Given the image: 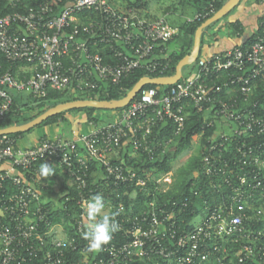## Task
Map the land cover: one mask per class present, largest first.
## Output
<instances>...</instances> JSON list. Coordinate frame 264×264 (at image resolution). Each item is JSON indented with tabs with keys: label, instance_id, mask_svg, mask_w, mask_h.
Wrapping results in <instances>:
<instances>
[{
	"label": "built area",
	"instance_id": "1",
	"mask_svg": "<svg viewBox=\"0 0 264 264\" xmlns=\"http://www.w3.org/2000/svg\"><path fill=\"white\" fill-rule=\"evenodd\" d=\"M0 1L12 9L0 14V54L12 66L24 65L18 74L0 67V120L10 111L13 91H28L37 101L50 91L73 101L94 100L105 85L118 86L137 71L164 77L169 43L180 35L166 17L152 18L129 0ZM224 1L213 0L186 22L204 23ZM262 77L264 25L248 46L202 54L169 89L142 91L138 100L113 111V122L92 120L70 139L43 138L30 147L0 136V264H264V227H257L264 222V106L255 96ZM194 113L202 117V132L212 131L206 143L198 138L218 197L184 225L180 215L189 197H155L171 190H162L173 186L171 171L150 180L113 159L124 146L150 158L156 151L166 154ZM162 123L175 127L163 142L153 137ZM46 160L64 168L77 193L78 210L69 222L51 220L38 178L13 174H37ZM93 161L104 178H90ZM5 164L8 170H2ZM96 194L105 198L119 230L90 253L82 217ZM141 194L149 200L135 210Z\"/></svg>",
	"mask_w": 264,
	"mask_h": 264
},
{
	"label": "trees",
	"instance_id": "2",
	"mask_svg": "<svg viewBox=\"0 0 264 264\" xmlns=\"http://www.w3.org/2000/svg\"><path fill=\"white\" fill-rule=\"evenodd\" d=\"M150 1L152 0H129V3L140 10H148ZM188 1L192 4L193 8H195L196 13L202 12L213 2V0H188ZM227 1L228 0L224 2H218L215 5V9H216L215 14L225 5ZM11 11L12 9L6 8L5 1H0V14H7ZM202 24L203 23L189 24L187 22H182L177 26L180 29V35L169 43V50L167 52V59H166V62L169 64V70L166 74L163 75L164 77L173 76L176 72V68L179 62L184 57L191 54L194 48L196 31ZM262 25H264V17L260 24L259 31L252 38L246 41V43H244V46L250 45L255 40L256 36L262 30ZM205 32L203 33L201 39V51L199 57L202 56V49L205 43L204 40ZM172 44L176 46L174 50L170 49V45ZM194 64H196V62ZM23 66L24 65L22 64L12 66L6 60V58L2 54H0V67L3 70L11 69V71L14 74H18L20 68ZM192 68H194L193 64L184 68L183 72H186L187 70H190ZM146 76H151L152 78L160 77V75H150L143 71H137L134 74L130 75L128 78H126L118 86H112L109 84L105 85L100 95H98L97 97H93L92 99L99 101L120 100L126 96V94L140 81V79ZM27 77H29V75ZM170 87L171 86H164L162 87V89L167 90ZM151 88H157V86L149 85L146 86L142 91ZM141 93H139V95L136 97L135 100H138L140 98ZM20 94L21 93L19 92H14V91L11 92L12 106L10 108V111L2 118V120H0V130L10 128L16 125L25 124L37 118L38 116H40L41 114H43L44 112H46L47 110L58 104L73 101L71 99L66 98L64 94L56 91H50L49 96L46 99L40 101L32 99L30 95H29L30 98L27 100H24L23 98L22 100H19ZM255 96L256 99L261 102V105L264 106V77L260 78V80L258 81V87ZM1 102L2 100L0 99V104ZM97 110L98 109L95 108H84L80 110L63 112L59 115L49 118L48 120L43 122L40 126L30 130L29 132L9 135V137L13 139H19L28 134L34 133L36 129L42 127L56 125L59 122L69 123L68 119L66 118V115L68 113H73V112L84 113L86 115L85 123L92 120L98 121V118H96L95 116ZM120 110H116V111H120ZM202 125H203L202 117L194 113L193 116L191 117V120L187 123L184 132L180 136L175 138L174 144L170 147V150L166 154L162 155L160 151L158 152L156 151L155 155L152 158H150L146 154L140 155L139 158H134L130 154V152L133 151L132 146H126V147L124 146L120 151L121 152L120 161L123 162V164L126 166L128 170L134 171L138 176H141L143 178H146L144 172L149 170H154L157 177L164 175L171 171L172 164L178 159V157L192 147V143L194 140H196L198 137L202 135V144L206 143V138L211 135L212 131L207 129L206 132L203 133ZM174 128L175 127L172 123L170 124L162 123L157 129L154 130L153 137L156 140L162 142L166 141L173 137ZM203 157H204L203 150L199 155H194L190 157L183 166H181L180 168H178V170H176L174 174V183L171 190H169L166 193H159V192L155 193V197L159 202L169 201L172 199H176L179 201H186L187 197L190 198V200H188L189 201L188 206L184 208L183 213L180 215V220L184 223V225H187L196 215L203 212V210L206 207V204L209 203L213 205L214 198L218 197L216 193L218 191L216 180L211 179L213 177H210L209 175L206 174L203 163ZM118 160L119 159L114 158L113 162L121 163ZM42 162H40L38 166L42 164ZM20 173L25 178H30L31 176L30 174H24L23 172ZM90 176H91L90 178H104L105 176L104 169L97 161H93L90 163ZM10 191L13 192L15 191V189L11 188ZM48 191L50 193L53 192L52 183L49 184ZM67 191H68L67 194H65L60 198V203H61L60 206L53 207L52 204L47 205V208L51 209L50 218L54 223L69 222L70 220H73L74 217L76 216L78 210L76 205L77 193L74 188H68ZM193 191H199V195L195 196L193 194ZM114 194L115 192L113 191V194L110 195L112 196L111 198H114ZM67 197L70 198V202L68 203L65 202V198ZM145 200H149V199L141 194L138 198V203H137L138 206L135 208V210H137L138 207ZM125 202L127 203L128 200L125 199ZM65 206L67 210H65ZM257 227L259 229L263 228L264 222L259 223ZM77 258L78 257L75 256V260Z\"/></svg>",
	"mask_w": 264,
	"mask_h": 264
},
{
	"label": "crops",
	"instance_id": "3",
	"mask_svg": "<svg viewBox=\"0 0 264 264\" xmlns=\"http://www.w3.org/2000/svg\"><path fill=\"white\" fill-rule=\"evenodd\" d=\"M147 12L152 18L166 17L169 23L175 22L176 25L172 26L176 28L180 23L186 22L188 17L196 14L195 8L188 0H152ZM263 16L264 5L258 0H241L240 4L226 18L219 21L221 23L215 24L214 30L208 34L206 39V43L209 45L203 46L202 54L210 55L243 45L259 31ZM22 98L24 99L20 95L19 100H22ZM66 118L70 124L59 122L56 125L43 127L39 131L19 138L18 144L22 147H30L43 138H54L56 136L70 139L73 130L81 129L85 125L86 115L82 112H73L68 113ZM120 158L121 152L115 156V159ZM43 163H48L54 169V174H50L46 179L38 178L40 164L37 167V174L33 173V176L31 174L30 178H38L37 185L43 193V200L56 207L55 197L59 195L61 198L67 194V189L71 187L70 177L59 163L52 160H46ZM9 168L8 164L2 166V170H8ZM13 174L20 175V172L14 170ZM50 183H52V193L48 191Z\"/></svg>",
	"mask_w": 264,
	"mask_h": 264
},
{
	"label": "water",
	"instance_id": "4",
	"mask_svg": "<svg viewBox=\"0 0 264 264\" xmlns=\"http://www.w3.org/2000/svg\"><path fill=\"white\" fill-rule=\"evenodd\" d=\"M241 0H228L225 5L211 18L206 20L196 31L194 48L190 55L184 57L178 64L176 72L173 76L161 77V78H151L143 77L140 81L126 94V96L120 100L113 101H99V100H76L66 103L58 104L37 118L25 124L12 126L10 128L0 130V136H9L18 133H26L30 130L40 126L43 122L51 117L59 115L63 112L80 110L84 108H95L98 110L106 111H116L127 107L132 101L136 99L139 93L149 85L153 86H173L183 77L184 68L194 64L198 58L201 51V39L203 33L212 25L218 23L224 17H226L232 10H234Z\"/></svg>",
	"mask_w": 264,
	"mask_h": 264
},
{
	"label": "clouds",
	"instance_id": "5",
	"mask_svg": "<svg viewBox=\"0 0 264 264\" xmlns=\"http://www.w3.org/2000/svg\"><path fill=\"white\" fill-rule=\"evenodd\" d=\"M54 174V169L48 164L40 165L38 178L46 179ZM84 232L83 238L87 241V251L97 252L107 245L113 234L119 230V224L114 214H110L105 208V198L96 194L85 203L83 211Z\"/></svg>",
	"mask_w": 264,
	"mask_h": 264
},
{
	"label": "rangeland",
	"instance_id": "6",
	"mask_svg": "<svg viewBox=\"0 0 264 264\" xmlns=\"http://www.w3.org/2000/svg\"><path fill=\"white\" fill-rule=\"evenodd\" d=\"M170 23H171V25H174V26L176 25V24H174L175 22H170ZM219 23H221V22H219ZM219 23H217L216 25H218ZM216 25L214 24V25H212L211 27H209L206 30L205 37H204V40H205L204 46H208L209 45L208 43H206V39L208 38V34L211 31L214 30ZM175 48H176V46L174 44L170 45V49L171 50H174ZM193 65L195 67V64H193ZM20 95H22L24 97V100H27V99L30 98L28 91H25V92L21 93ZM113 113H114L113 111L97 110L95 116H96V118H98L99 124L100 125H104V124H107V123H110V122L114 121V117L112 116ZM39 129H41V128H39ZM39 129H36L35 132L39 131ZM201 152H202V146L200 144V139L197 138L196 140L193 141L192 147L189 150H187L184 153H182L178 157V159L172 164L171 172L173 173V175L175 174L176 170H178V168L183 166L188 161V159L190 157H192L194 155H199ZM130 154L134 158H139L140 157V153L139 152L131 151ZM144 174H145L146 178H149L150 180L157 181V180L162 178V175L157 177L154 170L145 171ZM196 175H198V174H196ZM61 183H60V185H61ZM165 189L169 190L171 188L169 186L163 185L162 190H165ZM59 198H60L59 195H57L55 197V201L57 202L56 206H60L61 205V203H59Z\"/></svg>",
	"mask_w": 264,
	"mask_h": 264
}]
</instances>
